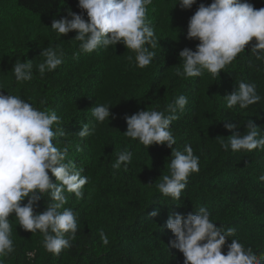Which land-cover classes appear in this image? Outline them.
Instances as JSON below:
<instances>
[{
  "label": "trees",
  "instance_id": "obj_1",
  "mask_svg": "<svg viewBox=\"0 0 264 264\" xmlns=\"http://www.w3.org/2000/svg\"><path fill=\"white\" fill-rule=\"evenodd\" d=\"M177 2L152 0L147 6L157 37V46L151 49L156 55L148 67L139 69L129 63L132 53L123 45L80 54L79 42L73 40L75 32L58 36L50 28L52 20L67 16L68 10L80 14L78 0H0V91L18 95L39 110L54 111L61 121L53 126L54 131L61 130L53 138L54 146L67 145V159L89 177L83 199L65 193V207L78 214L72 247L59 255L48 253L42 234L24 231L10 216L15 250L2 258L3 264H183L182 253L167 248L172 234L164 225L170 212L186 215L201 206L208 208L217 227L235 228L232 238L257 254L264 253V181L259 180L264 175V150L232 153L220 145L221 139L233 135L225 129V121L243 132L251 120L264 134V66L250 67L260 62L246 46L216 78L208 73L177 77L179 52L185 47L195 50L199 43L186 39L188 20L200 3L208 5L212 0H197L191 10L175 7ZM249 2L257 9L264 7V0ZM47 47L62 50L63 63L40 76L35 66L43 61L40 52ZM25 59L33 62V79L18 84L12 66ZM241 81L256 83L262 99L247 109H227L223 97ZM179 95L186 96L188 104L170 125L174 147L183 151L189 144L200 160L199 172L188 178L181 198L174 201L155 186L168 174L171 149L147 148L123 133L125 115L162 110ZM96 104H109L115 118L81 139L77 133L84 123L94 122L90 109ZM125 150L133 154L127 171L123 166L113 170L117 153ZM49 202L45 195L36 211L43 212ZM157 210L159 214L152 217L150 213ZM101 228L107 245L101 241Z\"/></svg>",
  "mask_w": 264,
  "mask_h": 264
},
{
  "label": "clouds",
  "instance_id": "obj_2",
  "mask_svg": "<svg viewBox=\"0 0 264 264\" xmlns=\"http://www.w3.org/2000/svg\"><path fill=\"white\" fill-rule=\"evenodd\" d=\"M197 0H178L175 7L191 10ZM152 0H78L80 14L68 10L67 16L53 19L51 29L58 36L75 32L73 40L79 42V53L90 54L99 49L123 45L130 53L127 59L139 69L148 67L156 53L155 30L147 17V6ZM87 19H85V14ZM186 39L198 41L195 50L185 47L179 52L181 63L175 75L181 79L203 77L205 73L213 78L234 59L245 52L250 53L264 66V7L255 8L249 0H212L208 5L200 3L187 24ZM63 51L59 48L42 49L43 61L36 70L43 76L55 71L63 63ZM33 62L25 59L16 61L11 72L18 84L33 79ZM254 82L238 84L223 99L227 109H247L257 104L262 97L257 93ZM41 103H44L42 101ZM188 98L175 97L162 110H140L125 115L126 138L150 146H166L171 149L168 174L162 175L156 188L164 197L179 200L185 190L188 178L199 172V156L189 144L183 151L174 147L176 139L170 125L183 113ZM109 104H96L90 109L94 122L84 123L77 133L81 139L92 136L96 126L115 118ZM60 117L48 110H39L18 95L3 94L0 91V264L4 257L14 252L12 226L9 217L14 216L20 227L32 234L43 235V248L53 255L72 247L78 231V214L66 208L67 196L72 193L80 200L84 198V186L89 177L82 175L83 169L67 159L68 146L58 148L53 138L61 130ZM225 129L233 135L221 139V148L232 153L264 150V134L260 127L249 120L243 132L236 124L225 121ZM62 134V133H61ZM133 154L130 151L117 153L112 168L127 171ZM51 177H54L55 182ZM264 181V175L259 177ZM47 195L50 201L43 212H37L39 201ZM26 203H23L24 201ZM63 209V211H61ZM158 210L150 213L157 216ZM207 207L181 214L170 212L164 227L172 234L168 249H176L183 255V264H264V253L257 254L251 247H245L235 236L236 229L217 227L210 219ZM104 245L109 243L104 230H99ZM231 238V239H230ZM231 240V243H226ZM226 247V252L222 251ZM32 256V253L28 254Z\"/></svg>",
  "mask_w": 264,
  "mask_h": 264
}]
</instances>
